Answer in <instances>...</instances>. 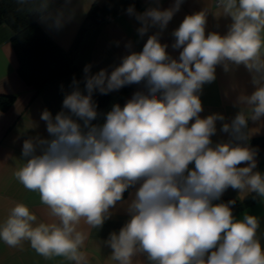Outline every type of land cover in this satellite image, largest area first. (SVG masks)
Here are the masks:
<instances>
[{
  "label": "clouds",
  "instance_id": "obj_1",
  "mask_svg": "<svg viewBox=\"0 0 264 264\" xmlns=\"http://www.w3.org/2000/svg\"><path fill=\"white\" fill-rule=\"evenodd\" d=\"M183 2L162 9L156 0L143 12L129 5L126 13L139 22L140 37L158 31L110 72L93 73L92 65H85L82 79L73 76L61 111L43 110L48 135L24 139L21 157H13L19 164L12 176L38 195L48 218L13 201L0 219L4 245H27L63 264H264L259 218L247 212L238 218L233 211L236 201L249 195L264 203L259 149L250 144L264 128V0H209L172 31L171 47L180 50L173 58L160 37ZM15 3L18 12L35 14L57 30L77 11L73 0ZM95 3L78 0L84 14ZM209 12L230 18L225 34L206 32ZM125 48H132L131 41ZM218 66L225 73L243 66L254 88L238 92L233 106L239 111L230 121L218 112L200 115L203 87L216 80ZM131 85L143 87L123 106L98 111L94 93ZM217 122L227 141H213ZM229 188L237 191L236 199L217 202ZM119 207L128 216L123 226L103 241L93 239ZM90 244L99 253L101 245L111 252L97 260Z\"/></svg>",
  "mask_w": 264,
  "mask_h": 264
},
{
  "label": "crops",
  "instance_id": "obj_2",
  "mask_svg": "<svg viewBox=\"0 0 264 264\" xmlns=\"http://www.w3.org/2000/svg\"><path fill=\"white\" fill-rule=\"evenodd\" d=\"M60 2L61 0H58L57 4ZM73 3L77 8L75 18L61 29L51 28L37 20L44 33L64 49L71 45L87 14H84L80 9L78 0H73ZM155 3L156 0H142L141 6L136 10L143 12L147 7L155 6ZM173 3L174 0H159V6L162 9L171 7ZM208 3L209 0H184L180 10L175 13L167 29L161 34V42L169 45L167 51L173 58L179 57L180 50L171 47L174 42L172 31L179 27L186 15L200 11ZM95 4L100 7L109 6L108 17L102 25L89 30L82 40L77 58L78 69L48 83L38 92L23 80L18 71L19 62L11 42L12 30L5 24L0 25V96H13V100L8 106L0 107V219L6 216L13 201L28 203L40 219L48 218L45 210L39 206L38 195L26 191L12 176L14 168L19 164V161H15L13 157H21L24 139L37 134L45 137L48 135L45 122L40 119L43 110L48 109L53 115L61 111L64 95L71 91L70 85L73 76L78 80L82 79L85 65L91 64L93 73L102 68H107L110 72L113 66L120 64L122 56L130 51L138 52L140 47L146 43L148 36L158 31L153 28L145 36L140 37L137 32L140 24L134 17H130L126 13V9H122L123 0H96ZM230 23V18H216L209 12L206 32L217 31L225 34ZM129 41L132 43V48L126 49L125 44ZM216 77L213 83L203 87L200 98L204 110L200 115L204 117L218 112L224 114L230 121L239 111L238 107L233 106L238 92L245 91L250 94L254 90L250 83V75L243 66L231 73H225L222 66H218ZM233 84L237 86L236 91L232 90ZM61 86H63V90ZM80 87L83 89V83ZM142 87L134 85L124 96L123 104L131 98L135 91L142 90ZM32 124L37 127H30ZM221 124L222 122H217L218 131L212 137L214 142L229 139L228 134L219 131ZM250 127H256V125L250 122ZM259 136H264V128L252 138ZM257 159V170L264 173V156L258 155ZM237 195V191L229 188L221 198L233 200ZM249 197L252 196L249 195ZM125 198H129V193ZM245 212L259 218L258 238L264 245V203L255 199L253 203L234 214L239 218ZM127 219L125 209L117 208L102 229L97 233L93 232V239L99 241L107 239L109 233L118 231ZM88 250L97 260L100 259V254L102 257H107L111 252V249L104 245H101V253L91 244ZM0 264H63V261L59 258L45 260L27 245L23 248L13 249L0 242Z\"/></svg>",
  "mask_w": 264,
  "mask_h": 264
},
{
  "label": "trees",
  "instance_id": "obj_3",
  "mask_svg": "<svg viewBox=\"0 0 264 264\" xmlns=\"http://www.w3.org/2000/svg\"><path fill=\"white\" fill-rule=\"evenodd\" d=\"M133 4L135 8H138L141 6L142 0H123L122 9H127L129 5ZM108 8L109 6L100 7L93 4L71 45L64 49L44 33L38 25L35 14H28L27 11L18 12L15 0H0V25L5 24L12 30L11 42L19 62L18 71L23 80L38 92L48 83L71 74L69 69L77 65L82 40L89 30L95 29L105 22L108 17ZM142 48L140 47L139 51ZM133 86H125L119 91L107 95L94 93L93 99L98 105V111L103 114L110 110L114 103L123 106L124 96ZM12 100L13 96H0V107L8 106ZM101 120L102 117L95 122L98 123ZM250 144L259 149L258 155L264 156V136L251 138ZM229 200L232 199L221 198L217 202L226 203ZM254 201L253 197H248L244 201L237 200L233 205L234 213Z\"/></svg>",
  "mask_w": 264,
  "mask_h": 264
},
{
  "label": "water",
  "instance_id": "obj_4",
  "mask_svg": "<svg viewBox=\"0 0 264 264\" xmlns=\"http://www.w3.org/2000/svg\"><path fill=\"white\" fill-rule=\"evenodd\" d=\"M75 69H78V65H74L73 67H70V72L73 73Z\"/></svg>",
  "mask_w": 264,
  "mask_h": 264
}]
</instances>
